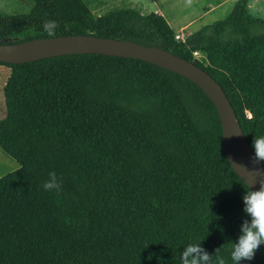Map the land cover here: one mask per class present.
Masks as SVG:
<instances>
[{"label":"trees","instance_id":"trees-1","mask_svg":"<svg viewBox=\"0 0 264 264\" xmlns=\"http://www.w3.org/2000/svg\"><path fill=\"white\" fill-rule=\"evenodd\" d=\"M30 1L27 14L0 12V43L94 34L164 48L222 86L254 152L264 134V19L248 0L183 39L158 12L95 15L83 0ZM0 65L10 69L0 149L18 164L0 176V264H181L183 248L200 240L232 264L250 219L248 185L202 89L147 61L99 53ZM50 171L62 177L60 193L43 188ZM240 264H264V244Z\"/></svg>","mask_w":264,"mask_h":264},{"label":"water","instance_id":"water-1","mask_svg":"<svg viewBox=\"0 0 264 264\" xmlns=\"http://www.w3.org/2000/svg\"><path fill=\"white\" fill-rule=\"evenodd\" d=\"M99 53L136 58L175 72L202 89L214 103L220 119L223 146L234 171L249 186L259 188V177L240 167L263 168L261 162L253 164L251 150L241 128L237 114L222 86L193 61L179 57L156 45L142 44L128 39L103 37L94 34H68L36 37L13 43H0V61L23 63L41 58L74 54ZM254 179L257 181L253 184Z\"/></svg>","mask_w":264,"mask_h":264},{"label":"rangeland","instance_id":"rangeland-1","mask_svg":"<svg viewBox=\"0 0 264 264\" xmlns=\"http://www.w3.org/2000/svg\"><path fill=\"white\" fill-rule=\"evenodd\" d=\"M95 15H104L120 8H131L141 13L158 12L176 33H190L202 25L222 20L232 10L235 0H83ZM31 8L30 0H0V12L8 15H24ZM248 11L264 19V1L248 0ZM180 22V25L176 23ZM204 61V58H202ZM10 69L0 65V118L5 114L3 85ZM17 162L0 149V176L17 168Z\"/></svg>","mask_w":264,"mask_h":264},{"label":"clouds","instance_id":"clouds-1","mask_svg":"<svg viewBox=\"0 0 264 264\" xmlns=\"http://www.w3.org/2000/svg\"><path fill=\"white\" fill-rule=\"evenodd\" d=\"M55 21H49L45 29L49 35H53ZM253 164L264 162V134L254 137ZM242 168L250 171L254 177H259V188L248 185V190L242 196L244 203L243 211L250 218L242 222L240 235L235 243H232L230 259L232 264H240L244 260H252L255 252L264 244V168L252 169L240 164ZM257 181L254 179L253 184ZM63 180L55 171L48 173V178L43 184L46 191L60 193L62 191ZM201 241L187 244L180 253L181 264H228L227 260L219 255V248L215 255L209 254L202 246Z\"/></svg>","mask_w":264,"mask_h":264},{"label":"built area","instance_id":"built-area-1","mask_svg":"<svg viewBox=\"0 0 264 264\" xmlns=\"http://www.w3.org/2000/svg\"><path fill=\"white\" fill-rule=\"evenodd\" d=\"M185 36L186 35L184 34L176 33V38L183 39ZM192 55L194 58L199 59V60H202V58H204V55L199 50H194L192 52Z\"/></svg>","mask_w":264,"mask_h":264},{"label":"crops","instance_id":"crops-1","mask_svg":"<svg viewBox=\"0 0 264 264\" xmlns=\"http://www.w3.org/2000/svg\"><path fill=\"white\" fill-rule=\"evenodd\" d=\"M168 22V21H167ZM177 25H180L181 23L180 22H178V23H176ZM173 30H174V28H173ZM175 31V33L178 31V30H174ZM189 33V32H188ZM188 33H186V35L188 34ZM2 150V149H1Z\"/></svg>","mask_w":264,"mask_h":264}]
</instances>
